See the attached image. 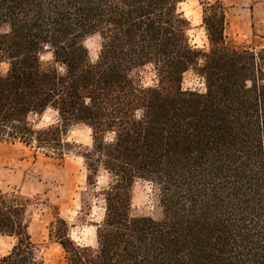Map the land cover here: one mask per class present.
I'll list each match as a JSON object with an SVG mask.
<instances>
[{"label":"trees","instance_id":"1","mask_svg":"<svg viewBox=\"0 0 264 264\" xmlns=\"http://www.w3.org/2000/svg\"><path fill=\"white\" fill-rule=\"evenodd\" d=\"M184 1L0 0V142L62 160L68 129H91L80 154L88 191L106 202L99 248L75 247L56 216L49 238L64 264H264V48L227 39L220 1L202 4L207 50L195 48ZM189 71L203 90L183 88ZM49 107L57 122L36 129ZM100 164L117 180L95 193ZM138 180L158 193L162 219L132 215ZM29 204L0 191V237L15 240L0 264H42Z\"/></svg>","mask_w":264,"mask_h":264},{"label":"rangeland","instance_id":"2","mask_svg":"<svg viewBox=\"0 0 264 264\" xmlns=\"http://www.w3.org/2000/svg\"><path fill=\"white\" fill-rule=\"evenodd\" d=\"M220 1L226 11L227 39L238 48L253 52L264 48V0H185L181 5L185 17L190 22L188 37L195 48L207 50L206 34L202 25V4ZM92 61L97 59L99 40L97 37L86 41ZM48 58V55L44 56ZM4 66L0 70H4ZM153 73L147 70L142 74L146 86L153 84ZM184 89L203 90L202 79L193 71L184 75ZM47 117V119H45ZM51 112L41 118H32L36 129H42L56 120ZM37 125L41 127L37 128ZM83 125H75L68 129L63 137L76 132L72 137V147L62 160L26 148L15 143L0 142V191L16 192L30 199L27 208L28 233L35 245L36 257L42 264H64V253L59 245L49 238L50 224L59 216L69 226L70 214L80 205V213L75 217L74 226H87L84 217L93 207L91 201L99 196H92L87 190L81 192L83 185L81 168L75 163L72 154H80L86 148L76 140L91 138V132ZM88 201L90 209L84 207ZM83 203V204H82ZM99 207V205H97ZM131 213L134 216L156 217L162 219L159 196L148 182L138 180L132 187ZM90 223V222H89ZM15 240L0 237V258L7 255Z\"/></svg>","mask_w":264,"mask_h":264},{"label":"clouds","instance_id":"3","mask_svg":"<svg viewBox=\"0 0 264 264\" xmlns=\"http://www.w3.org/2000/svg\"><path fill=\"white\" fill-rule=\"evenodd\" d=\"M7 29H5L6 31ZM61 72H63V69H61ZM87 103V101H86ZM46 111L51 112L52 116H58L57 111H53L50 107L46 109ZM47 119V117L45 118ZM57 121L53 120L51 123L55 124ZM37 128L41 127V125H37ZM9 131L11 129H8ZM87 131L90 133L91 129H87ZM78 135L76 132H72L66 139V143H72V137ZM107 143L114 142V139L112 136H109ZM76 144H83L86 146L88 151L92 150L93 142L91 138H85L82 141L81 140H76ZM96 155H100V153H96ZM72 158L74 159L75 163L81 168L83 172L82 176V181L83 185L81 187V192L87 191L89 189V184L87 182V178L89 175H91V170L88 167V159L86 155L83 154H72ZM117 180V177L114 176L110 171L104 168L103 164H100L97 168L95 177H94V187H92V192L95 193H100L102 189H108L110 184H114ZM93 207L91 208L90 213H88L85 217L84 220L87 224V226H74L72 227L71 225L75 224V217L78 216L80 213V205H76V210L72 211L70 214V220H69V225H70V230L67 233V238L72 241V243L75 245L77 248H90L93 250H98L99 244L97 241V228L101 225V221L104 219L105 215V199L104 196L101 195L98 198H95L91 201ZM99 205V207H97ZM154 219L156 217H153ZM90 222V223H89Z\"/></svg>","mask_w":264,"mask_h":264}]
</instances>
